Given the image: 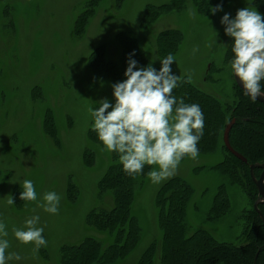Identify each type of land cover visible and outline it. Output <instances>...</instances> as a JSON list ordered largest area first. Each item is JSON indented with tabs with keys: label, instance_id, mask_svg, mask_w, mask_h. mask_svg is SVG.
Returning a JSON list of instances; mask_svg holds the SVG:
<instances>
[{
	"label": "rangeland",
	"instance_id": "374dc122",
	"mask_svg": "<svg viewBox=\"0 0 264 264\" xmlns=\"http://www.w3.org/2000/svg\"><path fill=\"white\" fill-rule=\"evenodd\" d=\"M171 1L0 0V222L8 233L6 256L15 253L21 257L6 260V264H59V248L79 244L85 237L98 239L104 247L109 244L107 236L85 222L89 211L113 205L109 194L98 195L97 186L111 153L101 151L103 144L90 136L91 111L98 110L101 100L115 103L114 84L99 80L87 66L96 47L103 45L107 60L118 62L122 49L116 35L124 32L137 39L144 57L161 68L155 39L160 32L177 30L182 39L173 55L172 74L181 79L190 76L193 85L222 102L232 100V71L225 62L229 37L221 19L225 14L233 19L237 10L245 7L254 10L252 0H210L201 14L191 0H183V8L141 26L145 7ZM218 5L222 11L213 14L210 9ZM94 6L83 30L80 32L79 26L76 31L78 19ZM194 48L198 51L193 52ZM85 151L92 155L85 157ZM221 161L223 154L217 150L196 159L185 157L175 175L159 184H153L147 175L135 189L131 206L139 223L140 241L116 264H135L149 244L158 243L156 194L174 177L184 179L193 189L186 208L189 233L204 230L218 242L239 244L243 215L252 206L244 191L215 168ZM24 180L32 181L36 201L20 200ZM222 185L229 210L222 218L209 221ZM48 192L61 197L57 214L39 207ZM9 196L13 205L7 202ZM33 216H39L37 227L43 228L46 240L36 253L33 244L19 243L13 232L24 228Z\"/></svg>",
	"mask_w": 264,
	"mask_h": 264
},
{
	"label": "trees",
	"instance_id": "16d2710c",
	"mask_svg": "<svg viewBox=\"0 0 264 264\" xmlns=\"http://www.w3.org/2000/svg\"><path fill=\"white\" fill-rule=\"evenodd\" d=\"M197 11L205 13L210 0H191ZM96 6V5H95ZM95 6L84 12L76 23V31L83 30L86 18L94 13ZM250 6L264 16V0H252ZM184 7L183 0H172L166 5L145 7L141 26L153 24L161 15ZM234 14L233 19L235 18ZM121 45V58L118 62L107 60L103 45L96 47L87 58V66L92 74L101 81L112 84L125 80L128 59L137 62V68L151 65L157 71L160 66L144 57V51L134 37L126 33L116 35ZM182 35L177 30L160 32L155 39L157 60H162L178 50ZM233 38L229 37L225 52V62L230 64L234 58L232 52ZM135 70V69H134ZM188 78H182L173 90L175 97L183 98L186 104H198L204 117L203 135L197 147L199 154H210L217 150L223 154L215 168L219 169L229 183L238 185L247 195L252 208L245 212L244 228L239 237V244L218 242L211 233L196 230L189 233L186 223V208L190 202L193 189L182 178L174 177L165 182L156 194L157 226L161 232L160 240L153 241L141 253L135 264H264V225L253 210L257 190L249 173V165L264 163V105L258 103L241 90L233 81L231 101L220 99L203 92ZM264 92V81H261ZM175 107V106H174ZM235 120L229 133L231 148L245 158L242 163L233 157L224 147L222 135L224 127ZM91 140L102 143L95 131H90ZM85 151V157L90 156ZM84 157V159H85ZM85 161V160H84ZM150 166H145L141 174L133 177L123 171L119 155L110 154V163L98 181V195L109 194L113 205L110 209H93L86 215V225L94 231L109 238V244L103 246L94 237H85L79 244L62 245L59 248V264H116L125 259L137 247L140 241L138 220L131 214L135 189L142 185L149 173ZM261 170L255 169L253 175L259 178ZM71 193L69 199L71 200ZM264 218V205L258 206ZM229 210V200L222 185L214 197L208 214L209 221L225 216Z\"/></svg>",
	"mask_w": 264,
	"mask_h": 264
},
{
	"label": "clouds",
	"instance_id": "9594fccd",
	"mask_svg": "<svg viewBox=\"0 0 264 264\" xmlns=\"http://www.w3.org/2000/svg\"><path fill=\"white\" fill-rule=\"evenodd\" d=\"M210 11L215 14L222 11V7L218 5ZM221 24L225 35L234 40L231 71L239 78L245 95L255 101L264 96L261 90V81H264V16L245 7L237 10L234 19L225 14ZM196 51L198 48L193 49ZM131 56L134 53L128 59L124 73L126 79L112 86L114 105L104 99L99 102L98 110L91 111L92 130L103 144L101 151L119 155L123 171L128 176L134 178L141 174L146 165L155 166L148 176L153 184H159L175 175L182 159L198 157L197 144L203 135L204 117L198 104H186L183 98L173 95L181 77L172 74L171 65L175 58L171 53L160 60L159 71L151 65L137 68V62ZM187 82H191L190 76ZM60 199L57 193L48 192L39 207L47 213L57 214ZM20 200H37L32 181H23ZM7 202L13 205L14 199L9 196ZM38 221L39 216H33L25 221L24 228L13 229L19 243L34 245V253L46 245L43 228L37 227ZM5 228L0 222V264L21 259L15 253L6 256L10 245L5 238L8 236Z\"/></svg>",
	"mask_w": 264,
	"mask_h": 264
},
{
	"label": "water",
	"instance_id": "95a60500",
	"mask_svg": "<svg viewBox=\"0 0 264 264\" xmlns=\"http://www.w3.org/2000/svg\"><path fill=\"white\" fill-rule=\"evenodd\" d=\"M232 78L234 83L236 84V86L238 87L239 90H241L244 93V90L239 82V78L235 77L233 72H232ZM245 94V93H244ZM249 98H251L250 96H248ZM258 103H261L262 105H264V96H260L258 97L257 100H255ZM235 120H231L229 123L226 124V126L224 127V131H223V135H222V142L223 145L225 147V149L236 159H238L239 161H241L242 163H246L245 158H243L239 153L235 152L229 143V133L230 130L232 128V126L234 125ZM255 169H259L261 170V173L259 175V178H255L253 175V172ZM249 173L251 175L252 181L256 187L257 190V198L253 203V210L257 213V215L260 217L263 225H264V218L261 214V212L258 209L259 205H264V163H254L249 165ZM258 254V253H257ZM257 254L254 257V261L253 264L256 263V259H257Z\"/></svg>",
	"mask_w": 264,
	"mask_h": 264
}]
</instances>
